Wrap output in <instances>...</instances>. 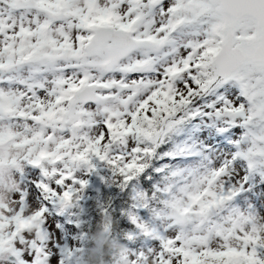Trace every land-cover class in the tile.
I'll use <instances>...</instances> for the list:
<instances>
[{
    "label": "snow or ice",
    "instance_id": "6c2138e0",
    "mask_svg": "<svg viewBox=\"0 0 264 264\" xmlns=\"http://www.w3.org/2000/svg\"><path fill=\"white\" fill-rule=\"evenodd\" d=\"M209 94L218 115L237 110L248 129L250 146L233 160L249 170L264 163V0H0V188L25 165L40 177L31 192L15 184L14 207L0 200V258L59 264L43 249L39 258L23 250L20 238H32L33 221L42 228L46 220L38 201L70 207L69 182L83 188L75 173L97 163L125 184L135 179L193 100ZM113 146L127 155H113ZM227 167L179 196L155 188L153 198L170 196L160 203L172 231L133 252L131 264H264V227L251 211L230 207L243 186L224 190ZM258 191L254 204L264 214ZM221 211L228 214L211 222Z\"/></svg>",
    "mask_w": 264,
    "mask_h": 264
},
{
    "label": "rangeland",
    "instance_id": "374dc122",
    "mask_svg": "<svg viewBox=\"0 0 264 264\" xmlns=\"http://www.w3.org/2000/svg\"><path fill=\"white\" fill-rule=\"evenodd\" d=\"M215 101L216 96L209 94L196 97L188 106L187 116L189 118L183 123L187 125L185 136L182 138V144L189 146V148L183 149L182 146H176L178 155L173 157L170 161L178 162L180 159L181 163L177 173L172 175V178L168 180L169 184H167V187H170L171 194L179 196L181 188L189 187L194 181L207 175L221 164H227V175L221 179L224 190L227 191L228 189L240 188L241 185L243 186L240 194L230 202V207L240 209L245 214L251 211V213L256 216L257 223L264 227V214H259L254 204V201L262 194V192L258 190H264V163H257L254 169L249 170L244 161L240 159L233 160V156L236 153L244 151L250 146V144L244 140L245 133L248 129H245L241 125L242 114H238L237 110L224 108L221 110L224 114L218 115V105ZM207 105H212V107H206ZM194 113L199 114L196 115ZM220 129L226 130L219 131ZM252 131H258V129H252ZM171 133H174V130ZM177 134H179V132H177ZM238 141L240 142L239 145L237 144ZM162 142H165V136L162 138ZM129 143L132 145L135 144L134 141H130ZM160 144L161 143H158V146ZM140 147H145V145H140ZM127 151L128 149L126 148L113 146L112 154L127 155ZM256 159L258 161L260 160L259 157ZM100 170H102V174L105 173V169L101 163H97L96 169L93 172H87L82 169L75 173V180L85 181V186L83 188H81L79 184L69 182L73 188V197L71 206L64 209L70 215V226H67L68 232L66 237L62 231L59 230L57 219H55L51 211L53 208L56 211V205L61 209L59 202L51 199L47 201H38L48 209L46 220L42 228L39 220L33 221L30 226L32 238H20L24 251H36L39 258L43 255L40 249H43L47 256H54L59 264H68L69 259L70 261L74 259L70 256V244L68 242L74 240V235L71 230L72 227L75 232H82L75 233L79 236L77 242L81 241L85 244L84 246L90 247V251L96 252L101 233L98 232L96 227L92 226L91 218L85 216V213H83L84 202L88 199L83 189L89 188L92 181L94 183L96 179L95 174ZM13 177L14 181L8 178V186L0 188V200L7 203L10 207H14V196L16 195V193H14L15 184L18 189L31 192L33 180L40 179L38 173L28 168L26 165L23 167L22 174L14 172ZM167 197L170 199V196ZM249 205H253V207L250 209ZM163 209L162 212L148 221L149 225L147 228L153 231V235L148 236L150 240L147 246L144 249H134L125 252L121 255L118 264H131L133 252L137 255L142 251L147 252L149 248L158 243L156 236L167 237L168 232L172 231V229L168 227L171 223L169 219L170 210L165 207H163ZM227 214V211H221L218 215L211 218V222L219 223L221 222V217ZM224 226L227 228L229 225L225 223ZM70 231L72 233H70ZM83 234H85L84 238L82 237ZM196 235L199 237L203 235V233H197ZM85 262L89 264L88 261ZM0 264H9V261L7 258H0ZM40 264H48V261L45 260L44 262L41 259ZM145 264H148V262L146 261Z\"/></svg>",
    "mask_w": 264,
    "mask_h": 264
},
{
    "label": "trees",
    "instance_id": "16d2710c",
    "mask_svg": "<svg viewBox=\"0 0 264 264\" xmlns=\"http://www.w3.org/2000/svg\"><path fill=\"white\" fill-rule=\"evenodd\" d=\"M188 118L186 116L184 121ZM186 125L182 124L174 130V133H168L165 142L155 148L154 155L150 159L143 160L147 164L145 172L126 184L118 172L101 164L105 173L98 171L94 183L92 181L89 188L83 189L88 197L84 202L83 213L91 218L92 226L101 233L99 245L96 247V252L90 251V247L84 246L81 241L77 242L79 236L75 233L82 232H75L71 227L74 240L68 242L70 256L74 259L71 261L69 259L68 264H86L85 261L89 264H118L121 255L125 252L144 249L147 246L149 237L144 236L136 224L148 226V221L164 210L160 201L168 197L157 193L153 198V192L156 187H166L169 184L168 180L178 171L181 160L179 159L178 162L170 160L178 155L176 146H183L182 138L185 136ZM157 169L163 171L157 172ZM140 193L145 194V199L139 198ZM145 204L147 207L144 206ZM51 211L57 219L59 230L66 237L67 226H70L69 213L64 209L61 210L57 205L56 211L54 208ZM133 219L136 224L132 222ZM129 236L132 238L128 239ZM82 237L84 238L85 234Z\"/></svg>",
    "mask_w": 264,
    "mask_h": 264
}]
</instances>
